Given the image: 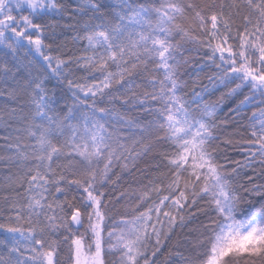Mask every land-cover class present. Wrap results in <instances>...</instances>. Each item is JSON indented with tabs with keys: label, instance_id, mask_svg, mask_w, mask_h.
Masks as SVG:
<instances>
[{
	"label": "snow or ice",
	"instance_id": "1",
	"mask_svg": "<svg viewBox=\"0 0 264 264\" xmlns=\"http://www.w3.org/2000/svg\"><path fill=\"white\" fill-rule=\"evenodd\" d=\"M73 3L0 0V264H264V0Z\"/></svg>",
	"mask_w": 264,
	"mask_h": 264
},
{
	"label": "trees",
	"instance_id": "2",
	"mask_svg": "<svg viewBox=\"0 0 264 264\" xmlns=\"http://www.w3.org/2000/svg\"><path fill=\"white\" fill-rule=\"evenodd\" d=\"M82 0H74L73 6H75V3H81ZM109 3L113 2V0H108ZM68 16L67 14H65V19H67ZM59 19V18H58ZM75 19H79V17L75 18ZM74 22V21H73ZM59 23L61 24V27L64 31V37L61 41L62 45H67V50H71L77 54H82V50L79 48V45L74 43L73 38L76 36V32L72 31L71 29H69L67 26L64 25V21L63 20H59ZM59 31V30H58ZM188 53H185V56H187ZM192 58L193 60H199L200 57L196 56L195 51L192 52ZM4 59L3 53L0 52V60ZM188 71H191V69H189ZM196 79V75L193 74L191 80H189V87L186 89V92L189 94H191V92L193 91V88L191 86L192 80ZM51 83H55V81H52ZM208 80L206 78V75L204 73H200L199 74V84L195 87V91L200 92L202 85L208 84ZM211 91V89H210ZM221 95V92L219 90L215 91V93L213 95H207L205 94V99L209 100L210 102H215ZM26 101H27V97H24L23 99H21L19 101V104L21 107H26ZM233 102L230 100L225 101V108L224 110H222L220 113H218V115L220 116V120H223L226 112H227V107L229 104H232ZM238 103V101H237ZM67 104L70 106L72 104L71 99L67 100ZM6 107H10V106H6ZM253 109H249L247 110L245 113H241L240 117H237L238 120H240L241 125H244L247 123L246 119H243V117L246 116H250L251 115V111ZM26 114V113H25ZM22 122L20 120H14L11 121L10 125H5V124H0V155H8L9 154V145H15L16 140H17V136H16V132L15 129L16 128H22ZM235 132H240L242 131V128L239 129H235ZM229 135L233 134L232 131H230L228 133ZM21 137L24 140H27V136L21 132ZM241 145L239 143H237L234 146H229L228 147V154L230 156L235 155L237 158H240L241 155ZM150 159V158H149ZM18 172V169L15 167H12L10 164H8L6 161L4 160H0V205H3L4 203V196L8 193V188H7V176L9 174H15ZM258 172V169H257ZM257 179V181H259V176L257 175L255 177ZM247 183V181H245ZM251 187V185H250ZM16 188L20 191H23V189L19 188V185H16ZM241 195L244 196H248L247 193H241ZM12 198H16L15 197V193H12ZM259 197L257 196H251V200L253 202H255L256 200H258ZM2 222V221H0ZM10 236V234L3 232L2 230H0V258H4L7 255V249L5 248V244L8 243V241L5 240V237ZM67 256H68V250H67V246L65 245L63 247V252L61 253V260H62V264H67ZM193 259H195V257L193 256ZM106 264H117V257L115 256H111V258L107 257V262Z\"/></svg>",
	"mask_w": 264,
	"mask_h": 264
},
{
	"label": "rangeland",
	"instance_id": "3",
	"mask_svg": "<svg viewBox=\"0 0 264 264\" xmlns=\"http://www.w3.org/2000/svg\"><path fill=\"white\" fill-rule=\"evenodd\" d=\"M111 256H114L115 257V254L108 256V258H111ZM117 259H118V257H117ZM106 262H107V257H106V260H105V264H106Z\"/></svg>",
	"mask_w": 264,
	"mask_h": 264
}]
</instances>
